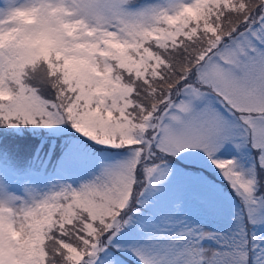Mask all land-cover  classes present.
<instances>
[{
	"label": "snow or ice",
	"instance_id": "snow-or-ice-1",
	"mask_svg": "<svg viewBox=\"0 0 264 264\" xmlns=\"http://www.w3.org/2000/svg\"><path fill=\"white\" fill-rule=\"evenodd\" d=\"M0 264H264V0H0Z\"/></svg>",
	"mask_w": 264,
	"mask_h": 264
},
{
	"label": "trees",
	"instance_id": "trees-1",
	"mask_svg": "<svg viewBox=\"0 0 264 264\" xmlns=\"http://www.w3.org/2000/svg\"><path fill=\"white\" fill-rule=\"evenodd\" d=\"M29 135H31V133H29ZM32 139H38L37 137L33 136Z\"/></svg>",
	"mask_w": 264,
	"mask_h": 264
}]
</instances>
